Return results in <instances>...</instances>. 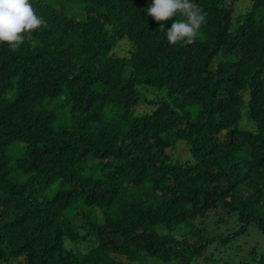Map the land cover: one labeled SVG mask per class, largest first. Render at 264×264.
<instances>
[{"label": "trees", "instance_id": "trees-1", "mask_svg": "<svg viewBox=\"0 0 264 264\" xmlns=\"http://www.w3.org/2000/svg\"><path fill=\"white\" fill-rule=\"evenodd\" d=\"M65 1L85 18L29 0L44 24L0 43V264H264L236 245L264 234V0L237 16L241 0H196L206 23L174 45L160 25L186 17L157 22L151 0ZM141 85L168 99L134 116ZM173 132L192 161L169 163ZM213 213L232 232L210 230Z\"/></svg>", "mask_w": 264, "mask_h": 264}, {"label": "rangeland", "instance_id": "rangeland-1", "mask_svg": "<svg viewBox=\"0 0 264 264\" xmlns=\"http://www.w3.org/2000/svg\"><path fill=\"white\" fill-rule=\"evenodd\" d=\"M47 2L52 4L55 8H57L59 11L63 12L67 16L76 17L78 19H84L86 16L84 5L78 2H68L65 0H47ZM250 7H251V2L249 0H241L237 5L236 16L244 14L250 9ZM131 50H132V43L125 39L117 43L115 53L121 57H129ZM138 90L141 94V103L133 110L134 116H141L144 114L151 113L156 108V104L158 103V101L160 100L165 101L168 99L165 91H159L158 89L151 88L145 85L139 86ZM57 105H60V107L58 108L60 118L57 125L58 124L71 125L73 121V116L70 113V109H71L70 105L68 104L66 105L64 98H60L57 101H55V104L52 105V107H56ZM111 117H112L111 113L109 112V110H107L105 113V118L108 120ZM241 128L248 130H255L256 127L252 122L244 118L243 121L241 122ZM170 141L173 143V146L168 150L170 164H174L177 162L186 163L187 161L193 160L189 146L185 142L178 141L176 139V134L174 132L170 136ZM15 148H16L15 146H11L8 149V154L12 158V165L14 164V160L18 156L15 151ZM13 175L14 177L19 178L21 181L26 179V176L21 175L18 172H15ZM52 193H54V191ZM52 193H48V194H52ZM79 207H80L79 210L80 216H78L77 219H72L75 222V224H79L80 221L82 222L83 211H88V208H83L82 210L81 208L82 206L80 202H79ZM218 218L219 216L213 213L208 219H206V223L209 226L210 230L216 229V231H225V232L227 230H231L232 232L234 222L231 221L230 223H226V224H218L217 223ZM226 219H228L227 216ZM98 220L99 221L102 220V215L100 211L98 212ZM199 222L200 221H198L197 223ZM219 225L221 229L218 227ZM249 233H250L249 237H241L239 241L236 243V245L237 244L241 245L242 249H245V252L248 251L251 248L252 244L254 243H256L260 247H264V234L259 232L256 233L254 229H252ZM78 247L81 248L83 251H85L87 247H90V245L87 244V246L82 245ZM3 264H24V259L22 258L11 259L7 263H3ZM137 264H140V262H138ZM144 264H165V263L155 258H151L147 256L145 257Z\"/></svg>", "mask_w": 264, "mask_h": 264}, {"label": "clouds", "instance_id": "clouds-1", "mask_svg": "<svg viewBox=\"0 0 264 264\" xmlns=\"http://www.w3.org/2000/svg\"><path fill=\"white\" fill-rule=\"evenodd\" d=\"M144 11L157 22H166L177 14L186 17L185 20H175L171 27L160 25L159 30L165 32L167 41L173 45L180 41L191 44L206 23L207 14L196 0H151ZM43 24V18L36 14L29 0H0V43L16 49L24 41L25 33Z\"/></svg>", "mask_w": 264, "mask_h": 264}]
</instances>
